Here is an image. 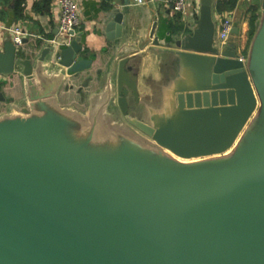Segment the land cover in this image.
<instances>
[{"label": "water", "instance_id": "obj_1", "mask_svg": "<svg viewBox=\"0 0 264 264\" xmlns=\"http://www.w3.org/2000/svg\"><path fill=\"white\" fill-rule=\"evenodd\" d=\"M260 4L263 22L246 58L235 44H217L213 0H202L192 31L174 40L152 28L143 46H164L194 73L193 90L179 91L151 119L131 111L129 94L138 100L139 91L128 58L116 108L111 94L89 114L48 96L0 113V264H264ZM111 17L108 37L119 38L124 12L115 7ZM82 36L50 67L51 39L37 61L9 41L0 74L21 71L29 92L47 76L63 83L87 73L88 83L94 59Z\"/></svg>", "mask_w": 264, "mask_h": 264}, {"label": "crops", "instance_id": "obj_2", "mask_svg": "<svg viewBox=\"0 0 264 264\" xmlns=\"http://www.w3.org/2000/svg\"><path fill=\"white\" fill-rule=\"evenodd\" d=\"M40 1L26 0L24 10L20 13L22 17L17 16L16 0H3V3H0L1 50H4L7 42H13L9 29L21 26L26 30L27 36L23 46L18 49L37 61L46 41L59 34V0H52L47 10L38 8ZM76 1L81 18L79 32L83 33L84 52L86 57L94 59L89 70L91 75L89 82H85L87 73L79 79L63 83H58L51 76H47L43 81L37 82L35 89L29 92L31 89L26 86L27 78L23 77L21 71L0 74V91L6 97V100H0V113L10 112V104H22L31 101L32 97L38 99L48 96L53 99L57 97L63 109H74L89 114L93 109V113L100 112L94 106L104 103L111 94L113 106L116 108L120 96L118 91L120 61L124 58L129 59L127 67L137 79L139 99L137 100L131 93L128 97L134 117L151 119L155 113L166 111L169 104L175 103L179 91L193 90L190 82L194 69L187 66L185 59H179L173 53L163 51L164 46L156 45L153 41L143 46L142 39L149 36L153 27L154 35L162 41L174 40V35L184 30L191 32L200 16L202 0H187L188 9L185 13L176 11L174 0H147L145 4H134L132 0L127 4H124L123 0ZM217 2L218 0H213L216 37L221 18L231 15L238 33H232L228 45L235 44L239 53L246 58L253 37L263 22L260 0H238L232 10L223 12L218 9ZM115 7L121 8L124 12L126 26L121 37L112 39L108 37V24L112 21L111 13ZM254 9L258 18L254 33L250 36ZM174 49L179 50L176 46ZM55 52L56 48L52 44L51 52L45 61L48 67L54 62ZM109 85L113 86L111 92L107 89ZM119 114L123 119L126 118L121 111Z\"/></svg>", "mask_w": 264, "mask_h": 264}, {"label": "built area", "instance_id": "obj_3", "mask_svg": "<svg viewBox=\"0 0 264 264\" xmlns=\"http://www.w3.org/2000/svg\"><path fill=\"white\" fill-rule=\"evenodd\" d=\"M134 4H145L147 0H132ZM59 34L51 39V42L56 48L54 62L59 61L63 46L71 44L73 39L79 33L81 18L79 15L78 4L76 0H59ZM176 11L185 13L188 9L187 0H174ZM234 28V19L231 15H226L221 18L220 27L217 36V44L222 48L226 47L232 36ZM12 35L13 43L18 47H22L27 36L26 30L21 26H14L9 29ZM72 31H74L72 33Z\"/></svg>", "mask_w": 264, "mask_h": 264}, {"label": "trees", "instance_id": "obj_4", "mask_svg": "<svg viewBox=\"0 0 264 264\" xmlns=\"http://www.w3.org/2000/svg\"><path fill=\"white\" fill-rule=\"evenodd\" d=\"M51 2H52V0H41L37 6H38V8L47 10V8L49 9ZM237 2H238V0H218L217 7L222 12L225 10H232L235 7ZM0 3H3V0H0ZM25 4H26V0H16L15 8H16V13L18 14L17 16L22 17L20 13H21V11L24 10ZM176 17L178 18L179 15H177ZM257 18H258V15L256 14V9H254L253 15L251 17L250 36H252L254 33ZM180 25H182V24H180Z\"/></svg>", "mask_w": 264, "mask_h": 264}, {"label": "rangeland", "instance_id": "obj_5", "mask_svg": "<svg viewBox=\"0 0 264 264\" xmlns=\"http://www.w3.org/2000/svg\"><path fill=\"white\" fill-rule=\"evenodd\" d=\"M1 113H3V112H1ZM125 120V123L127 124V125H129V127L132 129V130H134V131H137V132H139V133H141V135H142V137H143V139L144 140H146V141H148L149 143H151L152 142V139L148 136V135H146L145 134V132H143L140 128H138L136 125H133L132 123H130V121H128V120H126V119H124ZM166 156L168 155L167 153L165 154ZM200 159V158H199ZM184 160V159H183ZM194 161H196V159H193ZM193 160H191V161H193ZM198 160V159H197ZM152 161V158H151V160H150V162ZM190 160H187L186 162L188 163V162H191ZM176 171V170H175ZM176 172H178V171H176ZM174 177H177L178 179L180 178V177H178V175L180 176V174H176L174 171H171L170 172ZM178 173H180V172H178ZM182 175H183V173H181ZM188 177H189V175L188 174H186Z\"/></svg>", "mask_w": 264, "mask_h": 264}, {"label": "bare ground", "instance_id": "obj_6", "mask_svg": "<svg viewBox=\"0 0 264 264\" xmlns=\"http://www.w3.org/2000/svg\"><path fill=\"white\" fill-rule=\"evenodd\" d=\"M181 159H183V158H181Z\"/></svg>", "mask_w": 264, "mask_h": 264}]
</instances>
